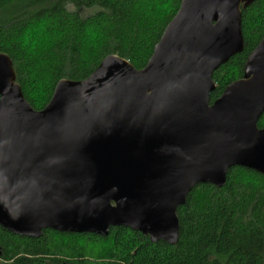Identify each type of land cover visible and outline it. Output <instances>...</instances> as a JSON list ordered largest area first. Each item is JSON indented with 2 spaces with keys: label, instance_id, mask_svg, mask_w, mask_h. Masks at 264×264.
<instances>
[{
  "label": "water",
  "instance_id": "obj_1",
  "mask_svg": "<svg viewBox=\"0 0 264 264\" xmlns=\"http://www.w3.org/2000/svg\"><path fill=\"white\" fill-rule=\"evenodd\" d=\"M253 1L182 0L143 69L109 55L60 80L40 110L0 53V226L26 237L124 226L175 245L194 187H222L236 166L264 174V38L210 99L214 72L244 50Z\"/></svg>",
  "mask_w": 264,
  "mask_h": 264
},
{
  "label": "trees",
  "instance_id": "obj_2",
  "mask_svg": "<svg viewBox=\"0 0 264 264\" xmlns=\"http://www.w3.org/2000/svg\"><path fill=\"white\" fill-rule=\"evenodd\" d=\"M181 2L0 0V53L11 58L25 98L40 110L60 80L88 78L109 55L143 69ZM242 30L244 50L214 72L211 103L243 77L264 38V0L242 6ZM258 126L264 128V114ZM177 216L175 245L124 226L107 236L44 229L40 237L0 226V264H264V174L229 169L222 187H194Z\"/></svg>",
  "mask_w": 264,
  "mask_h": 264
},
{
  "label": "rangeland",
  "instance_id": "obj_3",
  "mask_svg": "<svg viewBox=\"0 0 264 264\" xmlns=\"http://www.w3.org/2000/svg\"><path fill=\"white\" fill-rule=\"evenodd\" d=\"M91 13H92L91 11H84V15H89Z\"/></svg>",
  "mask_w": 264,
  "mask_h": 264
}]
</instances>
